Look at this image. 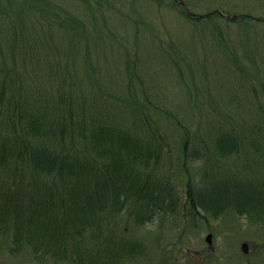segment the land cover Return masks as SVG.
I'll use <instances>...</instances> for the list:
<instances>
[{
    "label": "rangeland",
    "instance_id": "374dc122",
    "mask_svg": "<svg viewBox=\"0 0 264 264\" xmlns=\"http://www.w3.org/2000/svg\"><path fill=\"white\" fill-rule=\"evenodd\" d=\"M235 14L245 16L228 18ZM0 51V84L28 100L51 106L70 90L62 83L67 76L89 96L101 89L125 96L134 87L146 110L153 103L171 113L173 126L166 125L180 140L169 139L175 155L155 173L176 188L177 211L144 225L126 209L104 220L103 244L116 235L120 247L134 246L115 264H264L262 224L204 212L207 219H195L184 211L185 182L201 180L205 167L255 182L264 177V0H0ZM12 94L19 96L10 89L7 98ZM113 95L102 100L113 102ZM186 131L202 150L187 171L179 153ZM228 132L242 143L231 160L210 151ZM57 138L49 137L53 144ZM28 184L26 198L42 186ZM245 241L248 253L241 249ZM4 245L0 264H44L28 254L11 259Z\"/></svg>",
    "mask_w": 264,
    "mask_h": 264
},
{
    "label": "trees",
    "instance_id": "16d2710c",
    "mask_svg": "<svg viewBox=\"0 0 264 264\" xmlns=\"http://www.w3.org/2000/svg\"><path fill=\"white\" fill-rule=\"evenodd\" d=\"M62 83L70 90L51 106L28 100L10 84H0V242L8 247L1 251L11 259L28 254L44 264H115L128 255L125 249L134 246L120 247L116 235L110 246L103 244L104 220L120 217L126 209L138 225H144L158 213L177 211L176 188L159 181L155 171L175 155L169 139L180 138L174 136V127L166 125L173 126L171 113L155 106L148 95L152 106L146 110L147 101L134 87L125 96L111 92L113 102H106L102 98L110 91L101 89L89 96L71 86L74 80L67 76ZM10 89L19 96L8 99ZM186 132L179 153L187 171L200 160L202 150L191 145L193 136ZM49 137H58L55 144ZM210 147L215 155L231 160L240 154L242 143L228 132ZM204 171L201 180L190 177L185 182L187 214L195 219H207L203 212L215 220L241 217L251 225L262 224L259 231L264 230V177L255 182L207 167ZM30 181L42 186L26 198L25 185Z\"/></svg>",
    "mask_w": 264,
    "mask_h": 264
},
{
    "label": "water",
    "instance_id": "95a60500",
    "mask_svg": "<svg viewBox=\"0 0 264 264\" xmlns=\"http://www.w3.org/2000/svg\"><path fill=\"white\" fill-rule=\"evenodd\" d=\"M207 239H208L209 242H211V235H209ZM242 247H243V250L245 252H247L249 250L248 243H243Z\"/></svg>",
    "mask_w": 264,
    "mask_h": 264
},
{
    "label": "bare ground",
    "instance_id": "6f19581e",
    "mask_svg": "<svg viewBox=\"0 0 264 264\" xmlns=\"http://www.w3.org/2000/svg\"><path fill=\"white\" fill-rule=\"evenodd\" d=\"M23 116L26 114V109L22 111Z\"/></svg>",
    "mask_w": 264,
    "mask_h": 264
}]
</instances>
